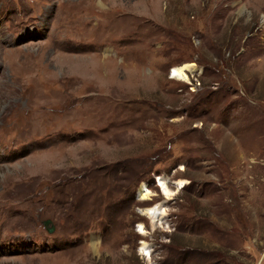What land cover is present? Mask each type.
Masks as SVG:
<instances>
[{
    "label": "rangeland",
    "instance_id": "1",
    "mask_svg": "<svg viewBox=\"0 0 264 264\" xmlns=\"http://www.w3.org/2000/svg\"><path fill=\"white\" fill-rule=\"evenodd\" d=\"M0 264H264V0H0Z\"/></svg>",
    "mask_w": 264,
    "mask_h": 264
},
{
    "label": "bare ground",
    "instance_id": "2",
    "mask_svg": "<svg viewBox=\"0 0 264 264\" xmlns=\"http://www.w3.org/2000/svg\"><path fill=\"white\" fill-rule=\"evenodd\" d=\"M195 71H197V65L196 64H185L183 66L175 68L174 69V75L180 80H189V72L192 73V72H195ZM161 178H159L158 180L160 181ZM188 183H189L188 180H180L176 184L178 185V187L184 188ZM146 186L147 185L142 184V186H141V188L139 190V197L142 198V199L148 198L149 193H150V192L148 193L149 190H148V188ZM158 186L163 189V193L165 195H167V196L170 195L171 191L169 190V188L167 186V181H160ZM145 191H147V192H145ZM161 210H162L161 208L158 209V212H157L158 215H161V212H162ZM149 212H151V210ZM152 215L156 216L154 213ZM147 248H148L147 244H145L143 249H145V251H146Z\"/></svg>",
    "mask_w": 264,
    "mask_h": 264
},
{
    "label": "water",
    "instance_id": "3",
    "mask_svg": "<svg viewBox=\"0 0 264 264\" xmlns=\"http://www.w3.org/2000/svg\"><path fill=\"white\" fill-rule=\"evenodd\" d=\"M43 224L46 226L48 232L53 233L55 231V225L53 224V221L50 218L44 220Z\"/></svg>",
    "mask_w": 264,
    "mask_h": 264
},
{
    "label": "crops",
    "instance_id": "4",
    "mask_svg": "<svg viewBox=\"0 0 264 264\" xmlns=\"http://www.w3.org/2000/svg\"><path fill=\"white\" fill-rule=\"evenodd\" d=\"M180 168V167H179ZM181 168H183V167H181ZM183 170H184V168H183ZM178 171H182L181 169H179ZM167 176H169V175H167ZM160 181H166L163 177L160 179ZM160 181H159V183H160ZM143 184H145V183H143ZM147 187V186H146ZM161 215H162V213H161ZM160 215V216H161Z\"/></svg>",
    "mask_w": 264,
    "mask_h": 264
},
{
    "label": "flooded vegetation",
    "instance_id": "5",
    "mask_svg": "<svg viewBox=\"0 0 264 264\" xmlns=\"http://www.w3.org/2000/svg\"><path fill=\"white\" fill-rule=\"evenodd\" d=\"M233 200H235V199H233ZM235 202H236V200H235Z\"/></svg>",
    "mask_w": 264,
    "mask_h": 264
}]
</instances>
